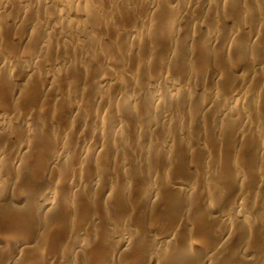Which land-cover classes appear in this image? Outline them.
Here are the masks:
<instances>
[{"label":"rangeland","instance_id":"rangeland-1","mask_svg":"<svg viewBox=\"0 0 264 264\" xmlns=\"http://www.w3.org/2000/svg\"><path fill=\"white\" fill-rule=\"evenodd\" d=\"M0 264H264V0H0Z\"/></svg>","mask_w":264,"mask_h":264},{"label":"bare ground","instance_id":"bare-ground-1","mask_svg":"<svg viewBox=\"0 0 264 264\" xmlns=\"http://www.w3.org/2000/svg\"><path fill=\"white\" fill-rule=\"evenodd\" d=\"M12 2V1H11ZM30 3V2H29ZM13 4V3H12ZM33 8V7H32ZM55 17V16H54ZM58 17V16H57ZM29 20V19H28ZM26 23V22H25ZM220 27V26H219ZM55 30V29H54ZM68 35V34H67ZM207 99V98H206ZM2 121V120H1ZM2 127V126H1ZM57 161V160H56ZM249 250V249H248ZM263 256V255H262ZM260 263V262H259Z\"/></svg>","mask_w":264,"mask_h":264}]
</instances>
